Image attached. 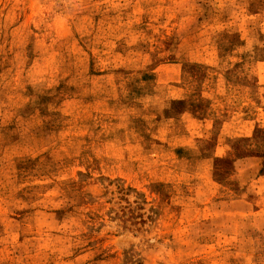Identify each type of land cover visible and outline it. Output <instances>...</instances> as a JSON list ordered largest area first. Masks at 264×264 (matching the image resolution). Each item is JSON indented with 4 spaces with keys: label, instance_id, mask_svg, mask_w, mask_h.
<instances>
[{
    "label": "rangeland",
    "instance_id": "374dc122",
    "mask_svg": "<svg viewBox=\"0 0 264 264\" xmlns=\"http://www.w3.org/2000/svg\"><path fill=\"white\" fill-rule=\"evenodd\" d=\"M0 264H264V0H0Z\"/></svg>",
    "mask_w": 264,
    "mask_h": 264
}]
</instances>
